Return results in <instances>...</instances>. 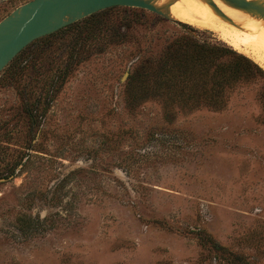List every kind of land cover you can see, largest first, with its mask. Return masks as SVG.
I'll list each match as a JSON object with an SVG mask.
<instances>
[{
    "label": "rangeland",
    "instance_id": "obj_1",
    "mask_svg": "<svg viewBox=\"0 0 264 264\" xmlns=\"http://www.w3.org/2000/svg\"><path fill=\"white\" fill-rule=\"evenodd\" d=\"M64 27L0 71V264H264L262 80L220 110L129 108L128 73L173 38L230 46L138 7Z\"/></svg>",
    "mask_w": 264,
    "mask_h": 264
},
{
    "label": "trees",
    "instance_id": "obj_2",
    "mask_svg": "<svg viewBox=\"0 0 264 264\" xmlns=\"http://www.w3.org/2000/svg\"><path fill=\"white\" fill-rule=\"evenodd\" d=\"M104 10L87 17L95 18ZM78 23L74 22L69 27ZM95 23L99 30L101 22ZM66 27L32 42H42L63 32ZM81 33L77 31L74 39L83 41ZM254 79L262 80L264 89V69L251 58L223 43L199 40L186 33L167 42L156 57L143 59L128 73L126 104L132 108L141 98L157 95L164 96L167 114L171 113L174 104L186 108L203 105L220 110L225 106L230 91L239 83ZM212 244L215 249L223 250L215 242ZM225 259L236 264L238 256L228 252Z\"/></svg>",
    "mask_w": 264,
    "mask_h": 264
},
{
    "label": "water",
    "instance_id": "obj_3",
    "mask_svg": "<svg viewBox=\"0 0 264 264\" xmlns=\"http://www.w3.org/2000/svg\"><path fill=\"white\" fill-rule=\"evenodd\" d=\"M226 1L264 17V2ZM113 6L160 12L144 0H29L0 21V71L32 41L59 30L68 21L72 22Z\"/></svg>",
    "mask_w": 264,
    "mask_h": 264
},
{
    "label": "bare ground",
    "instance_id": "obj_4",
    "mask_svg": "<svg viewBox=\"0 0 264 264\" xmlns=\"http://www.w3.org/2000/svg\"><path fill=\"white\" fill-rule=\"evenodd\" d=\"M167 16L215 32L264 69V17L226 0H144ZM258 3L264 0H252Z\"/></svg>",
    "mask_w": 264,
    "mask_h": 264
}]
</instances>
